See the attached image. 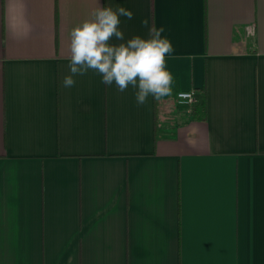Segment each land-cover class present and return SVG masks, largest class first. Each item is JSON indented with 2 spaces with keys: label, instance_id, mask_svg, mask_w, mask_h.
I'll return each mask as SVG.
<instances>
[{
  "label": "crops",
  "instance_id": "0c3cea01",
  "mask_svg": "<svg viewBox=\"0 0 264 264\" xmlns=\"http://www.w3.org/2000/svg\"><path fill=\"white\" fill-rule=\"evenodd\" d=\"M108 3L165 28L171 95L62 86ZM0 264H264V0H0Z\"/></svg>",
  "mask_w": 264,
  "mask_h": 264
},
{
  "label": "clouds",
  "instance_id": "9594fccd",
  "mask_svg": "<svg viewBox=\"0 0 264 264\" xmlns=\"http://www.w3.org/2000/svg\"><path fill=\"white\" fill-rule=\"evenodd\" d=\"M133 19L131 9L110 3L97 7L90 19L74 26L70 32L69 73L62 79L64 88L74 87L77 76L89 70L101 78V83L115 86L124 92L135 90L137 105L150 98H163L172 94L175 77L167 67V58L175 52L171 39L164 35L165 28L150 26L148 19L142 24L148 37L137 35L125 39L121 18ZM113 41H120L114 43Z\"/></svg>",
  "mask_w": 264,
  "mask_h": 264
},
{
  "label": "trees",
  "instance_id": "16d2710c",
  "mask_svg": "<svg viewBox=\"0 0 264 264\" xmlns=\"http://www.w3.org/2000/svg\"><path fill=\"white\" fill-rule=\"evenodd\" d=\"M202 101L198 104H194L192 109V112L194 114V116L197 119H202L205 120L206 119V102H207V97H206V90L202 89Z\"/></svg>",
  "mask_w": 264,
  "mask_h": 264
},
{
  "label": "built area",
  "instance_id": "2783aa9c",
  "mask_svg": "<svg viewBox=\"0 0 264 264\" xmlns=\"http://www.w3.org/2000/svg\"><path fill=\"white\" fill-rule=\"evenodd\" d=\"M249 33L251 34L252 32L249 31ZM178 100L183 104H191L194 102V92L193 91L180 92L178 95Z\"/></svg>",
  "mask_w": 264,
  "mask_h": 264
}]
</instances>
